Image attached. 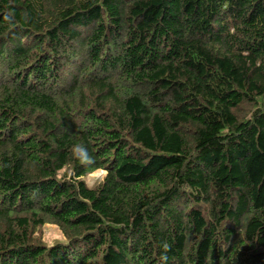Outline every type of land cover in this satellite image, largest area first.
<instances>
[{
  "label": "trees",
  "instance_id": "trees-1",
  "mask_svg": "<svg viewBox=\"0 0 264 264\" xmlns=\"http://www.w3.org/2000/svg\"><path fill=\"white\" fill-rule=\"evenodd\" d=\"M162 253L264 264V0H0V264Z\"/></svg>",
  "mask_w": 264,
  "mask_h": 264
},
{
  "label": "rangeland",
  "instance_id": "rangeland-1",
  "mask_svg": "<svg viewBox=\"0 0 264 264\" xmlns=\"http://www.w3.org/2000/svg\"><path fill=\"white\" fill-rule=\"evenodd\" d=\"M103 175L102 170H97L87 177V182L91 185L95 181L99 180ZM42 240L46 243H50L54 240L62 239V234L57 226L52 224H46L41 228Z\"/></svg>",
  "mask_w": 264,
  "mask_h": 264
},
{
  "label": "clouds",
  "instance_id": "clouds-1",
  "mask_svg": "<svg viewBox=\"0 0 264 264\" xmlns=\"http://www.w3.org/2000/svg\"><path fill=\"white\" fill-rule=\"evenodd\" d=\"M71 154L72 157L77 160L81 165H92L94 164V159L92 155H90L88 149L81 143H75L71 146ZM165 252L167 251V244L164 246ZM161 264L167 261V255L161 254L160 256Z\"/></svg>",
  "mask_w": 264,
  "mask_h": 264
}]
</instances>
